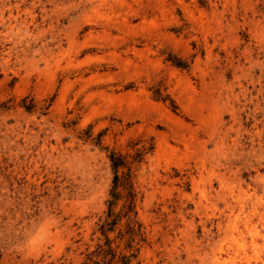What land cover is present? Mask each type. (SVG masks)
<instances>
[{"label":"rangeland","instance_id":"374dc122","mask_svg":"<svg viewBox=\"0 0 264 264\" xmlns=\"http://www.w3.org/2000/svg\"><path fill=\"white\" fill-rule=\"evenodd\" d=\"M0 264H264V0H0Z\"/></svg>","mask_w":264,"mask_h":264},{"label":"trees","instance_id":"16d2710c","mask_svg":"<svg viewBox=\"0 0 264 264\" xmlns=\"http://www.w3.org/2000/svg\"><path fill=\"white\" fill-rule=\"evenodd\" d=\"M111 160H112V166L114 168V170L116 171L118 166L121 165L123 163V160L121 158V156H117L115 155V153H111L110 154ZM117 174L115 175V180L117 179Z\"/></svg>","mask_w":264,"mask_h":264}]
</instances>
